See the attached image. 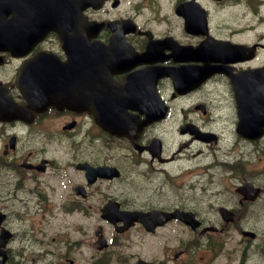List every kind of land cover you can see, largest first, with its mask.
<instances>
[{"label":"flooded vegetation","instance_id":"af4514ba","mask_svg":"<svg viewBox=\"0 0 264 264\" xmlns=\"http://www.w3.org/2000/svg\"><path fill=\"white\" fill-rule=\"evenodd\" d=\"M54 1L1 4L0 27L34 26ZM65 3L82 18L65 45L51 31L0 46L3 264H217L232 226L249 261L259 233L238 223L264 205V0ZM49 82L81 101L83 86L89 108L39 97ZM109 203L200 226L122 229ZM134 237L153 246L130 253Z\"/></svg>","mask_w":264,"mask_h":264},{"label":"water","instance_id":"95a60500","mask_svg":"<svg viewBox=\"0 0 264 264\" xmlns=\"http://www.w3.org/2000/svg\"><path fill=\"white\" fill-rule=\"evenodd\" d=\"M74 16V12L68 7L64 2H55L52 5L46 6V7H40L36 13V19L37 24L34 26H23L21 30L17 26H9L8 31L6 32V36L9 38H12L13 40L19 35V32L23 36H33L35 40L37 37H40V35L44 34L45 32L49 30H53L56 32H60V27L65 25L66 22L70 21ZM78 21V25L82 26V22H80L79 18L76 19ZM1 35V33H0ZM77 52H79V49H77ZM83 56V54H82ZM86 58H89L88 55H86ZM85 59V57H82V60ZM83 69V66H82ZM51 70H47V73H51ZM49 89L46 91H43L42 93L48 97L47 100H50L51 104H58L63 105L66 107L73 106L74 102L75 104L79 105L82 103V109L83 108H89L85 102V98H88L87 90L82 86V101L80 99H73L70 97L69 92H67L62 86L56 87V85L52 82H49ZM31 94V93H29ZM248 188V186H247ZM110 208H106L103 210L104 216L109 219L110 221H113L111 219L109 212ZM222 216H224V210H221ZM187 216H184L180 212H176L173 214H165V213H159V212H152L149 214H143L140 212L136 213H126L125 215L119 217L116 220L123 221L126 225H131L135 221H140L144 225H146V228L148 227V224H158L165 220H167L170 216L181 219L185 223L190 224L192 227L196 226V222L192 220V215L189 213H186ZM2 234L0 235V237ZM0 264H2V260H0ZM138 264H150L146 263L144 261L138 262Z\"/></svg>","mask_w":264,"mask_h":264},{"label":"rangeland","instance_id":"374dc122","mask_svg":"<svg viewBox=\"0 0 264 264\" xmlns=\"http://www.w3.org/2000/svg\"><path fill=\"white\" fill-rule=\"evenodd\" d=\"M184 158H190V150L186 151L184 154ZM188 170V169H187ZM199 207H201V204H199ZM256 208L260 211L259 216L253 217V220H250L248 223H246V220L240 221L238 223V226H244L246 229H253L257 230V233H259V237L257 239V242L255 244V247L252 249L253 251V257L248 261L246 260L244 264H264V205H258ZM213 223H218L219 218L216 214L210 215L208 218ZM72 222L77 223L76 219L72 217ZM86 223V231L90 230L93 226L92 220L89 222H84L82 220V224ZM237 228V227H236ZM236 228L234 226L230 227V230H228L222 238L224 243V252L219 258L216 260L217 264H238L241 259V237L236 232ZM220 240V239H219ZM221 241V240H220ZM153 246L151 242H147L144 238L138 239V237H134V240L131 242L128 248V252L137 254L144 250V248L148 246ZM245 246H243L244 248ZM200 248H203L202 245ZM204 253V252H203ZM240 254L239 256H234L231 254ZM203 256L200 252H197V257ZM249 258V257H248Z\"/></svg>","mask_w":264,"mask_h":264}]
</instances>
